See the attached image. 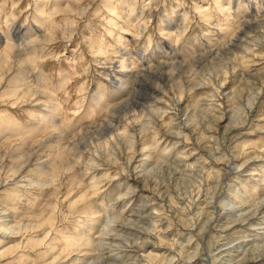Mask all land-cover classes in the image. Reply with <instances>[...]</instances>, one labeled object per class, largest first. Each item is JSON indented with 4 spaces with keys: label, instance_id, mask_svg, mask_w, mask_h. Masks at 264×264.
Returning <instances> with one entry per match:
<instances>
[{
    "label": "rangeland",
    "instance_id": "374dc122",
    "mask_svg": "<svg viewBox=\"0 0 264 264\" xmlns=\"http://www.w3.org/2000/svg\"><path fill=\"white\" fill-rule=\"evenodd\" d=\"M0 36V264H264V0H0Z\"/></svg>",
    "mask_w": 264,
    "mask_h": 264
},
{
    "label": "bare ground",
    "instance_id": "6f19581e",
    "mask_svg": "<svg viewBox=\"0 0 264 264\" xmlns=\"http://www.w3.org/2000/svg\"><path fill=\"white\" fill-rule=\"evenodd\" d=\"M44 26V25H43ZM250 28V27H249ZM244 31V30H243ZM177 38H179V36L177 37ZM3 39H2V37L0 36V43H4L5 45H7L6 46V48H5V50H4V52L1 54V60H2V62H1V64H6V62H7V59H6V54H8V53H11L13 50L15 51V46H17V45H14V43L13 44H11L10 42L9 43H7V40L4 42V40L2 41ZM233 42V41H232ZM124 57V56H123ZM19 58V57H18ZM165 63V62H164ZM119 65V69H121L122 70V72L124 71V75L125 76H127L128 74H129V76L127 77V84H130V85H133L134 86V88L135 89H137L138 88V86H143V80L145 79V78H149L150 76H152L153 75V72L154 71H157V70H167V69H171V68H173V67H175V66H172L171 64H167V65H156V66H154V67H152V68H144V70H141V71H134V70H132V68L128 65V64H126L125 63V60H121L120 61V63H118ZM149 66V65H148ZM115 73V72H114ZM121 73V72H120ZM123 74H122V76H123ZM116 75V74H115ZM118 75V74H117ZM123 78V77H122ZM20 80V79H19ZM113 82H115V81H113ZM42 85V84H41ZM41 85L40 86H37V87H41ZM120 86H122L123 87V84H121L120 83ZM127 87V86H126ZM144 87V86H143ZM24 88V87H23ZM44 88V87H43ZM141 89V88H140ZM25 90V89H24ZM138 90V89H137ZM83 91V90H82ZM144 91V90H143ZM146 91V90H145ZM81 92V91H80ZM155 92V89L151 92V93H149V95L151 94H153ZM30 93H31V91H30ZM34 93H35V91H34ZM36 93H38V91L36 92ZM132 93H134V95L136 94L135 93V91H133ZM131 93V94H132ZM31 94H33V93H31ZM42 96H44V97H46V98H48V99H50L51 98V96L50 95H48V93L46 94V92H42ZM157 95H160L159 94V92L157 91ZM37 98V97H36ZM181 99V98H180ZM138 100H139V98H138ZM50 101V100H49ZM130 102V100L127 102V100H121V102L119 101V103H115V105H113V106H111L105 113H104V115L106 116L107 114H110V113H113V112H115L116 111V109H120V110H124L125 108H128V106H133L132 105V103L130 104V105H128V103ZM179 102H180V100H179ZM50 103V102H49ZM53 104V103H52ZM43 106H45L44 104H42ZM55 105H52L51 107H49L50 109H49V112L47 113V114H45L44 116H41L40 115V117H43L45 120H47L46 122L47 123H50V125H49V128H50V130H52V129H54L55 131H58V132H60V135H61V138L62 137H64L63 135H65L66 134V132H65V130L63 129V126L64 127H66V125L67 124H64V122H62L63 124H59V126H57V121H52L55 117H56V115H58V110H55ZM134 108V107H133ZM139 108V107H138ZM72 109V108H71ZM76 109L77 108H75V109H73V110H71V111H68V113H67V115L65 116L66 117V122H68V120H72L73 119V117H74V115L76 114L75 112H76ZM129 109V108H128ZM162 111H163V109H162ZM67 112V111H66ZM149 112V111H148ZM136 113V114H135ZM135 113H133V115H135V116H137V117H141V113H142V110H140L139 112H135ZM78 114V113H77ZM149 114V113H148ZM55 116V117H54ZM108 116V115H107ZM106 116V117H107ZM147 116V115H146ZM108 118V117H107ZM143 119V118H142ZM69 123V122H68ZM105 124H106V128H105V130H106V132H110V133H118V131L119 130H121V128H120V121L117 119V117H111L110 118V120L109 119H106V121H105ZM82 127V126H81ZM140 129H142L143 131H145L146 129H145V125H142V126H140ZM86 130H87V127H85V128H83L82 130H81V132H86ZM53 134V133H52ZM56 134V133H55ZM85 135V134H84ZM115 137L116 138H118V139H123V143H125L126 144V146L127 145H130V144H132V139L131 138H126L125 137V134L123 133V132H121V133H118V134H116L115 135ZM125 137V138H124ZM66 140V139H65ZM115 141V140H114ZM121 142V141H120ZM69 146V145H68ZM122 147V146H121ZM68 148L69 147H65V152L68 150ZM61 149V148H60ZM70 149V148H69ZM63 150V149H62ZM65 154V153H64Z\"/></svg>",
    "mask_w": 264,
    "mask_h": 264
}]
</instances>
